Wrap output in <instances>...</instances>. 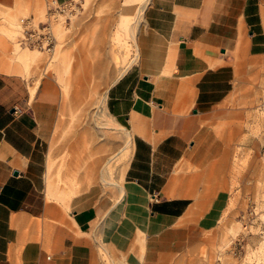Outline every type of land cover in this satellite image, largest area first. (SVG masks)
<instances>
[{
  "label": "crops",
  "instance_id": "crops-1",
  "mask_svg": "<svg viewBox=\"0 0 264 264\" xmlns=\"http://www.w3.org/2000/svg\"><path fill=\"white\" fill-rule=\"evenodd\" d=\"M127 1L126 18L146 2L138 56L114 77L106 110L132 136L129 158L116 183L103 182L104 175L113 181L108 164L125 151L114 147L120 138L108 135L100 150L109 145L114 152L102 151L88 179L99 185L65 193L66 202L50 167L49 196L46 190L57 106L38 89L30 91L21 75L2 69L8 54L0 22V264H99L100 223L106 229L118 200L136 205L137 193L146 200L144 251L132 264H168L172 247L191 233L214 246L232 199L236 149L241 159L264 157V131L250 138L249 109L238 104L235 87L250 59H264V0ZM87 91L73 89L69 101H77L69 108L91 124Z\"/></svg>",
  "mask_w": 264,
  "mask_h": 264
},
{
  "label": "rangeland",
  "instance_id": "rangeland-1",
  "mask_svg": "<svg viewBox=\"0 0 264 264\" xmlns=\"http://www.w3.org/2000/svg\"><path fill=\"white\" fill-rule=\"evenodd\" d=\"M47 1L51 0H0V22L8 54V63L2 69L21 75L28 85L32 84L30 91L38 89L57 106L58 122L47 156L46 190L49 196L50 167L51 175H60L51 178L57 181L56 190L66 202L80 190L99 185L88 184L91 168L99 156L105 155L102 151L106 155L114 152L109 145L100 150V145L110 142L109 134L115 135L108 127L99 132L102 122H112L110 117L94 119L89 114L91 124H87L82 113L77 116L76 111L69 108L77 101L70 102V95L73 89L82 86L92 87L89 92L97 85L107 91L114 77L118 78L127 65L137 60L134 40L143 15L124 17L127 0H72L71 6L51 17L50 24L56 37L52 53L18 45L19 20L23 17H33L36 22L47 20ZM54 1L56 4L69 2ZM135 5L132 3L131 7ZM244 67V71H238L235 87L238 104L249 109V136L252 138L264 131V111L260 108L264 99V59H250ZM92 107L96 108V105ZM117 136L114 140L118 142ZM123 145L119 141L121 148ZM127 151L129 149L120 152L108 164L114 166L112 183L119 178L118 170L126 167ZM101 187L116 190V185ZM230 192L232 199L218 226L217 243L207 246L199 240L198 234H188L172 247L168 264H264V157L255 159L249 153L241 159L240 149H236ZM136 195V205L132 208L125 198L118 200L115 210L107 213L106 229L100 223L95 234L99 264H113L112 260L116 264H132L142 258L144 241L140 239L144 233L141 222L146 200L138 193ZM128 238L133 239L127 241Z\"/></svg>",
  "mask_w": 264,
  "mask_h": 264
},
{
  "label": "built area",
  "instance_id": "built-area-1",
  "mask_svg": "<svg viewBox=\"0 0 264 264\" xmlns=\"http://www.w3.org/2000/svg\"><path fill=\"white\" fill-rule=\"evenodd\" d=\"M72 0L56 4L54 0L47 1V17L43 22H36L33 17H23L19 20L18 45L31 47L47 53H52L56 46V37L50 24L51 17L59 10H66ZM264 111V99L260 105Z\"/></svg>",
  "mask_w": 264,
  "mask_h": 264
},
{
  "label": "bare ground",
  "instance_id": "bare-ground-1",
  "mask_svg": "<svg viewBox=\"0 0 264 264\" xmlns=\"http://www.w3.org/2000/svg\"><path fill=\"white\" fill-rule=\"evenodd\" d=\"M145 5H146V2L145 1L142 2L135 15H139L140 16L143 13V11H144ZM136 19L138 20V18H136ZM135 22H136V20H135ZM134 41H136V39ZM135 61H136V59H134L129 65H127V67L121 72V75L130 67L131 64L133 65V63ZM99 86L97 85L95 87H99ZM85 88H87V87H85ZM94 88H93V91L92 92H89V88H87V90H88L87 92L89 94L87 96L88 98L87 99H84V100H87V102H88V103L85 102V107L88 108L89 114L94 119L95 118L96 119H104V118L107 117V114H106V112H107V110H106V96H107V91L108 90L105 93L97 94L94 91ZM90 89H92V87H90ZM87 92L86 93H82V96L86 95ZM93 105H96V108H93L92 107ZM100 127H101L99 129V132L100 133L102 132V130L104 128H107L108 127L111 130H113V132H115L114 134L115 135H118L117 137L120 138L122 140V142L124 143V145H123L122 148L118 144H114V147L121 148L120 151H122V150H128L129 149V147L131 146V142L133 140L131 138L132 136L128 133V131L124 127H122L121 125H119L118 123H116L114 120H112V122H108V123H103L102 122V124L100 125ZM119 134H121V135L119 136ZM109 135H112V134H109ZM115 135H112V136H115ZM115 158H116L115 156L112 157V160H115ZM108 180H109L108 177L106 175H104L103 176V182L112 183L111 181H108ZM124 193H125V189L123 188V195H124ZM105 252H107V251L105 250Z\"/></svg>",
  "mask_w": 264,
  "mask_h": 264
}]
</instances>
